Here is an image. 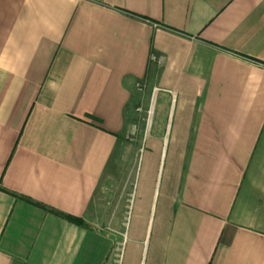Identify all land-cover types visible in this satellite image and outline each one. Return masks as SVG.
I'll use <instances>...</instances> for the list:
<instances>
[{"label":"crops","instance_id":"crops-1","mask_svg":"<svg viewBox=\"0 0 264 264\" xmlns=\"http://www.w3.org/2000/svg\"><path fill=\"white\" fill-rule=\"evenodd\" d=\"M0 264H264V0H0Z\"/></svg>","mask_w":264,"mask_h":264},{"label":"rangeland","instance_id":"rangeland-1","mask_svg":"<svg viewBox=\"0 0 264 264\" xmlns=\"http://www.w3.org/2000/svg\"><path fill=\"white\" fill-rule=\"evenodd\" d=\"M138 93L141 96V100L147 98V93L144 91H139ZM146 111L147 109L145 108L141 109L134 122L135 131L125 139V154L122 159L124 167L113 176L115 177L114 179L121 181V185L116 183L115 187L110 186L102 192L104 195L102 199L109 197L113 201V208L117 211L124 209L123 205L129 202L130 196L137 204L145 193L152 192L157 197L163 189L168 163V158L165 159L166 150H164L159 163L151 167L150 156L154 153V149L149 147L148 144L143 146L141 143L140 134H144L147 125ZM141 148V152L137 155L138 149Z\"/></svg>","mask_w":264,"mask_h":264},{"label":"trees","instance_id":"trees-1","mask_svg":"<svg viewBox=\"0 0 264 264\" xmlns=\"http://www.w3.org/2000/svg\"><path fill=\"white\" fill-rule=\"evenodd\" d=\"M20 198L24 199L25 201H27V202H29L31 204L39 206V207L43 208L44 210H46V211H48V212H50V213H52V214H54L56 216H59V217L65 219V220H67V221H69L71 223H74V224H77V225H81V226L84 225L83 220L81 218H79V217L72 216V215H69V214H65V213H63L61 211H58V210L54 209V208L48 207V206L40 204V203L33 202L32 200H30V199H28L26 197H21L20 196Z\"/></svg>","mask_w":264,"mask_h":264}]
</instances>
